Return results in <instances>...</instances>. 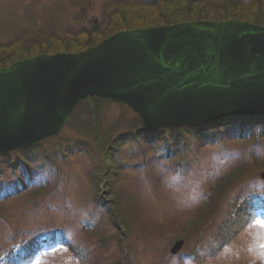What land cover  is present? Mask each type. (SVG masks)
Wrapping results in <instances>:
<instances>
[{
	"label": "rangeland",
	"instance_id": "1",
	"mask_svg": "<svg viewBox=\"0 0 264 264\" xmlns=\"http://www.w3.org/2000/svg\"><path fill=\"white\" fill-rule=\"evenodd\" d=\"M117 1L0 0V61H7L8 54L13 58L17 46L20 51L32 43L43 48L51 41L71 42L73 37L84 41L93 25L100 29L115 25L111 16L117 13ZM241 1L256 5L261 0L235 3ZM255 7L259 14L264 13V5ZM148 27L153 26L139 28ZM100 112L105 120L101 127L93 125L97 131L94 141L98 133L106 136L109 132L102 135L99 128L132 119L121 104L111 101L101 105ZM74 116L59 134L26 148L35 147L28 153L18 149L0 154L3 170L16 160L22 163L23 156L34 161L33 165H48L42 172L43 188L31 182L29 188H34L21 191L25 182L12 180L10 170L0 177L6 183L0 193V264H82L81 258L100 264L103 258L110 262L115 256L122 264H264V197L258 191L264 187L263 139L252 140L240 131L235 136L204 135L194 144L191 139L183 141L173 148L176 153L164 157L154 151L141 155L139 147L131 143L128 152H121L124 158L116 155L107 163L98 153L103 146L91 141L92 147L85 153L39 160L58 139L72 140L87 133L81 129L87 120L85 109ZM109 134L110 138L117 135ZM164 141L163 137L159 143ZM98 198L103 204L114 203L116 213L112 209L111 214L107 206L100 208L103 204ZM256 203L260 207L251 210L249 206ZM111 217L116 229L109 225ZM61 230L68 231L75 250L46 242L45 232ZM178 241L183 244L174 253Z\"/></svg>",
	"mask_w": 264,
	"mask_h": 264
},
{
	"label": "water",
	"instance_id": "2",
	"mask_svg": "<svg viewBox=\"0 0 264 264\" xmlns=\"http://www.w3.org/2000/svg\"><path fill=\"white\" fill-rule=\"evenodd\" d=\"M91 97L128 106L147 129L264 113V26L230 19L125 30L84 51L2 68L0 154L59 134Z\"/></svg>",
	"mask_w": 264,
	"mask_h": 264
},
{
	"label": "trees",
	"instance_id": "3",
	"mask_svg": "<svg viewBox=\"0 0 264 264\" xmlns=\"http://www.w3.org/2000/svg\"><path fill=\"white\" fill-rule=\"evenodd\" d=\"M236 1V0H235ZM225 0L223 4H219L215 0H118L114 9H117V13L112 15V26H108V28L100 29L97 26L93 25L92 30L88 32V36L84 41H81L80 38H72L71 42H57L51 41L48 44H44L43 48H37L35 43H32L29 47L24 46V48H29L24 50L23 47L20 49L17 46L13 50V58L8 54L7 61H0V66L6 65L10 66L12 63L20 60L21 58H26L27 56H35L43 51L47 53H61V52H80L84 49L98 45L101 41L106 39L118 31H122L130 28H139L146 26H157V25H173L182 22L192 21V20H211V21H222L228 19H243L244 21H249L258 25H264V13L259 14V7H255L257 5H264V0L257 2L256 5L251 3L252 5H247L244 1L236 2ZM255 7V8H253ZM131 16V17H130ZM110 18V20H111ZM114 19V20H113ZM12 47V48H13ZM46 48V49H45ZM4 63V64H3ZM109 104L108 100L99 98V97H91L85 99L80 102L77 106L76 111L70 116V120H73L76 112L78 110H84L87 114V120L85 123L77 122L82 125V130L87 133L82 134L80 137H77L72 140L58 139L55 145L49 149H46L42 155L38 156L39 160H54L57 156L65 157L69 154L76 153H85V149L92 147L90 144H97L103 146V149L98 151L100 156L104 159V163H107V160H110V157L118 155L117 158H124V154L122 155V150L125 149V152H128L127 144H135L139 147L141 155H146L148 152L154 151V153H162V157L166 155H171V153L175 152L173 148L179 146L180 143L189 142L191 143L200 142L201 138L204 135L209 136H217L221 134V136L227 135V133L231 136H235L236 131H240L238 133L243 134V136H248L252 140L263 139L264 142V113L260 114H248V115H236L231 117H225L218 121H211L208 123H204L202 126H186L176 129L170 128H157V129H147L140 117L134 113L129 107L126 105H122V109L127 111L132 119L124 123L119 121L115 124V126H105V128H99L98 131L105 135V131L109 130L106 136H100L99 133L96 135L99 137L97 140H93V135L97 132H94L96 129L93 125H97V127H101L100 124H104L105 115L103 112H100L101 105ZM78 118H75L77 120ZM95 122V124H94ZM232 126V127H231ZM225 127H231L224 129ZM94 128V129H93ZM102 131V132H101ZM110 131L113 134H117L116 137L110 138ZM207 132L204 134V132ZM259 136V137H258ZM151 137L152 144H151ZM165 138V143H159L162 138ZM59 138V137H58ZM197 138V139H195ZM157 140V142H155ZM92 141V143H91ZM173 142V143H172ZM175 142H179L176 144ZM259 144V141H257ZM166 146L164 150H161L163 146ZM178 145V146H177ZM30 148V149H34ZM30 149H22L20 150L22 154H26L30 151ZM59 151V153L56 152ZM43 151V150H41ZM40 153V151H39ZM135 153V152H134ZM27 156V155H26ZM157 160L161 161L162 158L158 157L157 154H154ZM25 158V156H23ZM21 159L20 163L16 160V162L12 163L10 168L5 170L0 169V177L6 174L7 171L10 170V177L16 183L25 182L21 189V191H28L31 187V182L37 184L39 188L42 187V182L44 181V174L42 172L48 166L47 164L42 167L41 165H33L34 161ZM151 160V159H150ZM123 161V160H122ZM52 162V161H51ZM115 162V161H114ZM11 164V163H10ZM119 163L115 165H118ZM103 165V164H102ZM264 167V163L260 164ZM227 182V181H226ZM5 181L3 179L0 180V193L3 190L1 187L5 186ZM113 188V187H112ZM17 189H14L16 192ZM260 196L264 197V187L261 190H258ZM253 197V195H252ZM258 197V196H256ZM102 199H97L98 203H102ZM243 200V199H241ZM103 204V203H102ZM113 204V205H110ZM103 206H107L110 209V213H116L115 204L114 203H104L100 205V208ZM117 207H120L116 205ZM248 207V206H246ZM252 208L251 210H255L260 206L254 204L253 206H249ZM114 209V212L113 210ZM249 211V210H247ZM95 215H93L94 217ZM110 216V215H109ZM95 221V219H93ZM249 221V220H247ZM246 221V224L248 223ZM85 229L88 230L87 223ZM109 225L116 229L117 223L112 219L109 221ZM245 225V224H244ZM88 227V228H87ZM46 238V242L60 244L66 246L70 250H75L71 248L74 246L70 240V235L68 231L61 230L60 232H45L43 234ZM39 242V241H38ZM40 246H43L45 242H39ZM22 248H25V245H20ZM35 246L32 248L34 249ZM31 249V250H32ZM8 252V251H7ZM124 252V251H122ZM74 255V253L72 252ZM75 256V255H74ZM115 256L112 261H107L109 258H106L104 262V258L101 260L100 264H122L120 260L116 259ZM116 259V260H115ZM82 264H89L87 259H80ZM99 258L97 259V261Z\"/></svg>",
	"mask_w": 264,
	"mask_h": 264
},
{
	"label": "bare ground",
	"instance_id": "4",
	"mask_svg": "<svg viewBox=\"0 0 264 264\" xmlns=\"http://www.w3.org/2000/svg\"><path fill=\"white\" fill-rule=\"evenodd\" d=\"M20 150V149H19Z\"/></svg>",
	"mask_w": 264,
	"mask_h": 264
}]
</instances>
